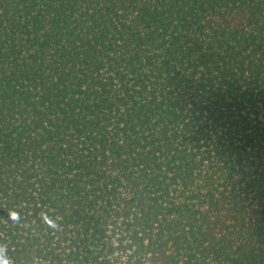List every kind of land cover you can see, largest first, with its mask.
Wrapping results in <instances>:
<instances>
[{
	"label": "trees",
	"instance_id": "trees-1",
	"mask_svg": "<svg viewBox=\"0 0 264 264\" xmlns=\"http://www.w3.org/2000/svg\"><path fill=\"white\" fill-rule=\"evenodd\" d=\"M0 249L264 264V0H0Z\"/></svg>",
	"mask_w": 264,
	"mask_h": 264
},
{
	"label": "clouds",
	"instance_id": "clouds-1",
	"mask_svg": "<svg viewBox=\"0 0 264 264\" xmlns=\"http://www.w3.org/2000/svg\"><path fill=\"white\" fill-rule=\"evenodd\" d=\"M12 219H16V213H10ZM0 264H8V260L3 256V249H0Z\"/></svg>",
	"mask_w": 264,
	"mask_h": 264
}]
</instances>
